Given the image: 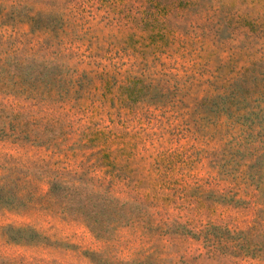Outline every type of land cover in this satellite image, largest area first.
Segmentation results:
<instances>
[{
	"label": "rangeland",
	"instance_id": "rangeland-1",
	"mask_svg": "<svg viewBox=\"0 0 264 264\" xmlns=\"http://www.w3.org/2000/svg\"><path fill=\"white\" fill-rule=\"evenodd\" d=\"M0 264H264V0H0Z\"/></svg>",
	"mask_w": 264,
	"mask_h": 264
},
{
	"label": "trees",
	"instance_id": "trees-1",
	"mask_svg": "<svg viewBox=\"0 0 264 264\" xmlns=\"http://www.w3.org/2000/svg\"><path fill=\"white\" fill-rule=\"evenodd\" d=\"M58 185H59V183H58V181H51V191H55L56 190V188L58 187ZM68 197V195H67V193L66 194H63V195H61V197ZM68 204H70V203H68V202H66L65 203V205H64V207H62V210H66V207L65 206H68ZM71 206H72V208H73V212H75V213H80V214H84V210H82V208H83V205L82 204H77L76 203V205H72L71 204Z\"/></svg>",
	"mask_w": 264,
	"mask_h": 264
}]
</instances>
